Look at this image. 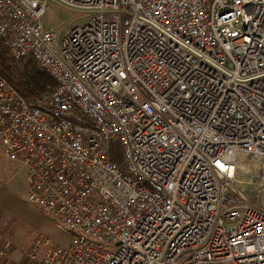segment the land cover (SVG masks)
Returning <instances> with one entry per match:
<instances>
[{
	"label": "built area",
	"instance_id": "1",
	"mask_svg": "<svg viewBox=\"0 0 264 264\" xmlns=\"http://www.w3.org/2000/svg\"><path fill=\"white\" fill-rule=\"evenodd\" d=\"M52 1L89 18L0 0V38L56 81L29 101L0 73L5 154L71 236L36 231L30 261L264 264V0Z\"/></svg>",
	"mask_w": 264,
	"mask_h": 264
},
{
	"label": "rangeland",
	"instance_id": "2",
	"mask_svg": "<svg viewBox=\"0 0 264 264\" xmlns=\"http://www.w3.org/2000/svg\"><path fill=\"white\" fill-rule=\"evenodd\" d=\"M51 4L43 16L47 25L64 28L65 25L81 24L89 18L86 13L58 2L51 0ZM26 175V167L6 156L0 136V180L4 182L0 187V247L6 239L13 245L5 264H39L31 262L27 256L36 231L61 245H67L71 240L68 232L60 229L37 205L27 201Z\"/></svg>",
	"mask_w": 264,
	"mask_h": 264
},
{
	"label": "trees",
	"instance_id": "3",
	"mask_svg": "<svg viewBox=\"0 0 264 264\" xmlns=\"http://www.w3.org/2000/svg\"><path fill=\"white\" fill-rule=\"evenodd\" d=\"M0 73L29 101L51 92L56 86V81L40 66L34 56L17 59L2 38H0Z\"/></svg>",
	"mask_w": 264,
	"mask_h": 264
},
{
	"label": "crops",
	"instance_id": "4",
	"mask_svg": "<svg viewBox=\"0 0 264 264\" xmlns=\"http://www.w3.org/2000/svg\"><path fill=\"white\" fill-rule=\"evenodd\" d=\"M24 183H25V181H24ZM12 251H13V248H12Z\"/></svg>",
	"mask_w": 264,
	"mask_h": 264
}]
</instances>
